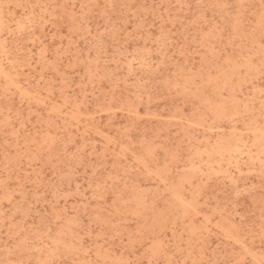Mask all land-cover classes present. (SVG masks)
I'll return each instance as SVG.
<instances>
[{
	"label": "rangeland",
	"instance_id": "1",
	"mask_svg": "<svg viewBox=\"0 0 264 264\" xmlns=\"http://www.w3.org/2000/svg\"><path fill=\"white\" fill-rule=\"evenodd\" d=\"M0 264H264V0H0Z\"/></svg>",
	"mask_w": 264,
	"mask_h": 264
}]
</instances>
